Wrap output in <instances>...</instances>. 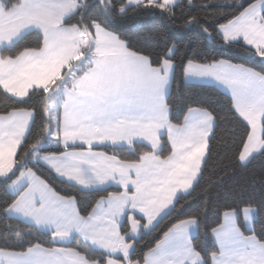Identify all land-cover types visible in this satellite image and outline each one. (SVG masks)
<instances>
[{"label":"snow or ice","instance_id":"obj_1","mask_svg":"<svg viewBox=\"0 0 264 264\" xmlns=\"http://www.w3.org/2000/svg\"><path fill=\"white\" fill-rule=\"evenodd\" d=\"M225 2L232 11L218 13L226 22L217 25L216 35L226 46L242 41L246 51L264 63V0L247 6L245 0ZM175 7H181L177 0H127L118 9L112 0L95 5L88 0H0V87L19 102L35 97L43 112L19 160L14 159L19 149L33 136L34 111L0 115V179L11 180L7 190L13 196L3 215L27 222L31 236L26 238L20 230L14 231L15 240L5 235L0 264H105V257L106 264H264V239L257 234V209L250 203L225 206L210 229L217 250L209 259L193 243L192 230L200 228L198 216L178 219L154 247L132 259L140 231L153 228L165 214L178 211L177 206L182 209L181 200L195 189L215 116L189 106L183 121L174 123L168 89L177 69L175 44L153 60L109 25L117 12L159 9L172 18ZM185 23H199V18L191 16ZM202 30L212 36L208 27ZM27 34L35 46L13 54ZM182 67L185 80L210 79L230 95L228 112L243 129L238 161L243 164L254 154H264V71L223 59L198 63L189 58ZM164 134L170 145L167 155L161 154ZM45 143L62 150L42 151ZM138 143L146 148L137 152ZM99 147L111 148L112 154ZM121 147L136 158H119ZM29 161L79 191H99L109 183L122 191L100 196L82 215L75 197L57 193L28 167ZM16 170L20 174L12 180ZM125 217L129 230L122 232ZM241 217L250 234L242 229ZM39 229L48 230L50 245L75 240V246L33 242ZM260 231L264 233V225ZM208 236L205 230V240ZM17 247L21 250H9Z\"/></svg>","mask_w":264,"mask_h":264},{"label":"trees","instance_id":"obj_2","mask_svg":"<svg viewBox=\"0 0 264 264\" xmlns=\"http://www.w3.org/2000/svg\"><path fill=\"white\" fill-rule=\"evenodd\" d=\"M252 2L255 0H245V6ZM88 3L95 5L98 0H88ZM112 3L118 9L120 4L125 3V0H112ZM177 4L181 7L173 9L174 16L172 18H169L167 13H162L159 9L149 12H145L143 9L137 12L129 10L126 15L117 12L111 18L112 23L109 25L110 30L126 40L134 50L151 54L153 60H158L163 50L173 43L175 44L173 57L177 69L168 92V103L172 107L171 119L174 123L183 121L189 106L205 108L213 112L215 116L214 134L210 138V149L202 165L203 174L195 189L191 195L181 200L184 205L182 209L177 206L178 211H174L170 215L166 214L154 228L149 231L141 230L140 236L135 241L133 260L142 257L144 252L154 247L156 241L161 238L163 232L172 223L178 219L193 216H198L200 219V228L193 237V243L197 250L201 251L204 258L209 259L210 254L217 250L211 239L210 229L219 222L226 205L243 207L250 203L253 208H256V231L260 238L264 239V233L260 231L261 226L264 225V154L254 155L243 164L238 161V149L241 146L240 140L243 136V129L235 125L228 112L230 97L212 85L186 83L183 78L182 67L189 58H193L198 63H211L223 59L259 71H264V63H261L259 57L253 58L241 42L233 46H226L222 37L216 35L217 25L226 22V19L220 17L218 13L221 11L230 13L232 11L225 0H192L191 5H189V0H182ZM202 5H209V7L203 8ZM191 16H198L199 23L186 26L185 22ZM227 18L230 19L231 16L229 15ZM202 27H208L212 36H207ZM34 46L33 36L27 34L20 48L15 49L13 54L22 50L23 47ZM24 99L28 102H19L20 99L12 98L0 91V115H6L18 109L33 110L35 114L32 123L33 136H30L24 147L19 149V155L15 157L16 160L23 156L24 148L33 141L34 134L42 123V105L35 97ZM244 127H247L246 123H244ZM162 141L163 150L161 154L167 155L169 151L167 140L162 137ZM143 148L146 146L137 144L136 151L139 152ZM98 149L112 154L111 148ZM61 150L62 148L47 143L42 149V151L53 152ZM118 154L121 159L136 158L135 153L127 148H119ZM28 167L33 168L37 175L45 179L60 195L75 197L78 210L82 215H87L91 211L100 196L106 197L108 192L118 191L116 189L93 192L79 191L58 179L53 173L49 174L43 166L36 167L33 162L29 161ZM19 173V170H16L12 180H15ZM9 183L11 180L0 179V247L4 246L5 235H8L10 240H15V230H20L26 238H31L27 223L16 218L8 219L3 215L2 210L6 207V202L10 204L13 200V196L7 190ZM241 200L245 203H241ZM8 225L12 226V231H9ZM241 227L244 229L242 217ZM205 230L209 231L206 240L204 237ZM123 231H128L127 220L122 223ZM244 231L246 234H250L245 229ZM49 240L50 234L39 231L38 239L33 242H39L45 247L61 246L59 244L50 245ZM75 243V240H72L70 244L64 246L72 247L75 246ZM9 250L20 251L21 249L17 247ZM106 260L107 257H105V262Z\"/></svg>","mask_w":264,"mask_h":264},{"label":"crops","instance_id":"obj_3","mask_svg":"<svg viewBox=\"0 0 264 264\" xmlns=\"http://www.w3.org/2000/svg\"><path fill=\"white\" fill-rule=\"evenodd\" d=\"M146 1V0H145ZM180 1H182V0H177V3H179ZM125 3H127V0H125ZM241 43L243 44V42L241 41ZM184 81L186 82V83H191V84H205V85H212V86H214V87H216V88H218L220 91H222L223 93H225L226 95H228L229 97H230V95L226 92V90L223 88V87H221L220 85H218V84H216L214 81H212V80H210V79H203V80H199V79H194V78H188L187 80H185V77H184ZM170 89V88H169ZM168 89V90H169ZM0 91H3L4 93H6L4 90H3V88L2 87H0ZM6 94H8L9 96H11L12 98H15V99H20V98H17V97H13L10 93H6ZM163 137H165L166 138V140H167V136H166V134H164L163 135ZM168 143V142H167ZM139 144V143H138ZM145 146V145H144ZM168 147H169V150H170V145L168 144ZM99 148H103V147H99ZM121 148H126V147H121ZM97 150H99L98 148H97ZM254 156V155H253ZM15 159V158H14ZM20 174V173H19ZM53 174L58 178V179H60L54 172H53ZM19 176V175H18ZM61 180V179H60ZM64 182H66V181H64ZM67 183V182H66ZM10 184V183H9ZM8 184V185H9ZM8 185H7V189H8ZM105 189H116V190H118V191H122V189H120L118 186H116V185H114V184H111V183H109V184H107V185H105L104 187H103V189L102 190H105ZM93 191H97V190H85V191H83V192H93ZM166 215V214H165ZM164 215V216H165ZM163 216V217H164ZM137 217H139V218H141L140 217V215L137 213ZM16 219H19V218H16ZM142 219V218H141ZM20 220V219H19ZM125 220H127V218L125 217V218H123V220H122V223L125 221ZM160 220V219H159ZM158 220V221H159ZM22 221V220H21ZM22 222H25V221H22ZM25 223H27V222H25ZM158 222H156L155 223V225L157 224ZM28 224V223H27ZM127 225H128V230H129V224H128V221H127ZM155 225H154V227H155ZM153 227V228H154ZM152 228H150V229H148V230H145V231H149V230H151ZM246 231H247V229H245ZM38 231H41V232H44V233H48V230L47 229H39ZM196 233H197V229H193L192 230V237H194L195 235H196ZM49 234V233H48ZM140 234H141V231H140V233H139V236H140ZM210 236H211V234H210ZM211 239H212V241L214 242V238H212L211 237ZM215 244V243H214ZM67 245V244H66ZM61 246H64V245H61ZM105 264H106V262H105Z\"/></svg>","mask_w":264,"mask_h":264},{"label":"rangeland","instance_id":"obj_4","mask_svg":"<svg viewBox=\"0 0 264 264\" xmlns=\"http://www.w3.org/2000/svg\"><path fill=\"white\" fill-rule=\"evenodd\" d=\"M183 78H184V74H183ZM168 92H169V90H168ZM246 123V122H245ZM250 130V129H249ZM259 153H257V154H254V155H258ZM253 157V156H252ZM246 163V162H245Z\"/></svg>","mask_w":264,"mask_h":264}]
</instances>
